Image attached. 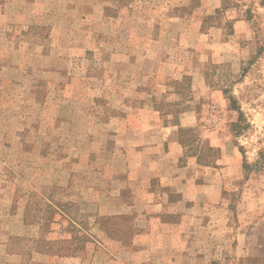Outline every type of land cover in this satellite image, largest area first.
<instances>
[{"label": "rangeland", "instance_id": "rangeland-1", "mask_svg": "<svg viewBox=\"0 0 264 264\" xmlns=\"http://www.w3.org/2000/svg\"><path fill=\"white\" fill-rule=\"evenodd\" d=\"M142 122L174 125L220 191L230 227L200 264H244L264 218V0H0V264H167L170 243L135 246L132 216L99 210L116 129ZM92 124L111 130L90 145Z\"/></svg>", "mask_w": 264, "mask_h": 264}, {"label": "crops", "instance_id": "crops-1", "mask_svg": "<svg viewBox=\"0 0 264 264\" xmlns=\"http://www.w3.org/2000/svg\"><path fill=\"white\" fill-rule=\"evenodd\" d=\"M87 128L89 144L111 130L109 125L98 124ZM124 131L128 133L127 140L120 134ZM175 131L174 125L151 122L117 127L115 151L120 153L99 172L104 178L102 188L109 186L102 191L100 199L104 201L101 200L99 210L104 212L101 215H131L137 235L135 246L152 241L170 243L167 264H200L226 239L230 226L227 221L218 220L219 215L214 218L213 213L222 210L216 202L217 198L220 200L219 189L197 182L198 177L206 180L197 171L202 166L195 158L189 159L190 168L194 169L189 171L181 162L184 147ZM192 183L194 188L190 189ZM93 197L86 204L88 211L94 204ZM239 242L244 247V264H264V249L252 251L254 244L264 247V218L245 222Z\"/></svg>", "mask_w": 264, "mask_h": 264}, {"label": "trees", "instance_id": "trees-1", "mask_svg": "<svg viewBox=\"0 0 264 264\" xmlns=\"http://www.w3.org/2000/svg\"><path fill=\"white\" fill-rule=\"evenodd\" d=\"M224 94L227 95V91H224ZM228 99L230 100L232 109L237 111V112H239L240 113V118H241L242 117V113L240 111V108L237 106L235 99L232 96H229ZM241 121H242V119H240L239 122L237 124H235V129H242ZM56 206H64V205H62L61 203H57ZM48 207L52 208L51 205H49ZM110 235H111V233H110ZM114 237L115 236H113V238Z\"/></svg>", "mask_w": 264, "mask_h": 264}]
</instances>
